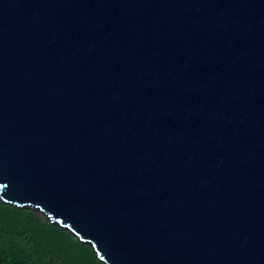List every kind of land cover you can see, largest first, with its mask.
<instances>
[{
  "label": "water",
  "instance_id": "95a60500",
  "mask_svg": "<svg viewBox=\"0 0 264 264\" xmlns=\"http://www.w3.org/2000/svg\"><path fill=\"white\" fill-rule=\"evenodd\" d=\"M0 199L106 264H264V0H0Z\"/></svg>",
  "mask_w": 264,
  "mask_h": 264
},
{
  "label": "trees",
  "instance_id": "16d2710c",
  "mask_svg": "<svg viewBox=\"0 0 264 264\" xmlns=\"http://www.w3.org/2000/svg\"><path fill=\"white\" fill-rule=\"evenodd\" d=\"M0 264H106L70 231L0 199Z\"/></svg>",
  "mask_w": 264,
  "mask_h": 264
}]
</instances>
